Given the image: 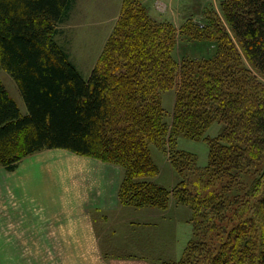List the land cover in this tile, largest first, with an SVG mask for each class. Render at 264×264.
Here are the masks:
<instances>
[{
	"label": "trees",
	"instance_id": "trees-1",
	"mask_svg": "<svg viewBox=\"0 0 264 264\" xmlns=\"http://www.w3.org/2000/svg\"><path fill=\"white\" fill-rule=\"evenodd\" d=\"M75 1L0 0V69L12 75L28 107L23 114L0 78L1 165L12 171L31 154L67 149L122 167L123 204L167 209L173 198L195 213L203 207L222 220L232 204L226 200L232 183L239 209L259 185L260 206L256 201L253 216L237 226L224 223L220 237L196 230L183 257L165 264H264L257 224L256 236L239 242L251 220L264 217V85L244 66L220 17L206 16L220 36L200 32L186 42L214 40L210 53L179 56L174 24L157 22L135 0L132 8L133 0H124V13L86 79L56 39ZM221 6L246 57L264 74V0H223ZM194 25L199 30L206 23ZM169 89L176 93L170 122L162 102V92ZM215 121L223 123L221 133L205 136ZM179 136L209 142L205 169L219 177L222 192L201 195L185 179L172 189L148 179L159 171L152 142L168 150L173 166L183 172L193 154L177 148ZM241 175L252 177L255 187L240 184Z\"/></svg>",
	"mask_w": 264,
	"mask_h": 264
},
{
	"label": "crops",
	"instance_id": "crops-1",
	"mask_svg": "<svg viewBox=\"0 0 264 264\" xmlns=\"http://www.w3.org/2000/svg\"><path fill=\"white\" fill-rule=\"evenodd\" d=\"M79 1L56 36L78 69L74 60L83 54L81 41L75 43L80 50L75 58L57 37L67 24L82 30L88 15L75 14ZM90 1L92 12H115L108 2ZM173 2L156 0L149 12L158 22L169 21L177 29L183 8ZM119 12L111 19H117ZM122 175L119 165L62 148L31 154L12 171L0 164V264H158L142 255L116 253L143 250L149 225L175 202L170 201L167 209L123 204Z\"/></svg>",
	"mask_w": 264,
	"mask_h": 264
},
{
	"label": "rangeland",
	"instance_id": "rangeland-1",
	"mask_svg": "<svg viewBox=\"0 0 264 264\" xmlns=\"http://www.w3.org/2000/svg\"><path fill=\"white\" fill-rule=\"evenodd\" d=\"M222 1L223 0H176L175 3L173 2V5L176 6L182 4V27L180 25L179 26L183 28L186 23L188 25L184 28V33L181 32V34L179 33L180 27L177 28V35L180 36L179 41H177L176 55L180 56L186 51L189 53L197 54L196 56L200 55L202 51L207 52V54L210 53V48L213 49L216 44L214 40H204L206 42L202 43H200V41L188 43L186 42L190 38L189 36H198L200 32L203 33L207 31H213V33H211V36L213 38L220 36V32L218 31V29L215 30L216 27L213 26V24L209 25L208 21L206 20V16H209L211 20L215 19L218 16L222 21L221 24L224 26V30H226L232 36L231 38L234 40V44H236L238 51L241 52L243 60H246L244 62V66L252 71L256 75L258 81L262 85H264V74L258 73L255 70L254 66L246 57L239 41H237L229 24L227 23L221 6ZM80 2H82V4L80 5V8L78 7L79 5H77L78 10L75 12V14L87 13L86 15H88L85 22L82 23V30L80 31V29H78L74 23L67 24L62 29L63 32L61 36L58 35L57 38H59L61 42L65 44V46L70 50L75 58L79 57L80 55V50H78L75 43L78 44L81 41L84 50L83 54L74 61L79 66L81 73H83L82 75L86 79H88L92 72L91 68L93 63L97 64L100 56L103 54L108 40L112 36L116 26L121 19L122 14L124 13V0H93L94 4L100 5H102L103 2H108V6L115 11L112 14L108 15H106L107 13L100 9L97 12H92V3L90 0H80L79 4ZM135 4L140 5L143 9L145 8L146 12L150 14V5L154 6V4H156V0H135ZM135 4L133 0L131 1V7L130 5L128 7L132 8L136 6ZM95 7L97 6L95 5ZM117 10L120 11V14L117 19L112 20L111 17L118 12ZM151 17L153 20L158 22V19L154 18L153 16ZM97 18L99 19L98 22ZM103 19H105V21H103ZM167 22L171 23L169 21ZM198 22H200V24L202 22L206 23V26L204 28H199V30L194 28V24H198ZM199 37L201 38L204 36H202L201 34V36ZM74 38L77 39V42H72ZM71 46L75 50H72ZM0 78L9 90L11 96L15 100L20 102L22 113L27 114L28 107L24 99L21 97L19 88L12 75L6 69L1 68ZM175 98L176 93L174 89H169L162 92V102L166 111L165 119L169 122L172 120ZM222 127L223 123L215 121L206 131L205 136L215 137L219 135L221 133ZM149 146L152 158L159 168L158 173L155 176L149 177V180L172 189L181 180L185 179L189 182V187L193 189V191H196L197 194L204 195L206 193L222 192L219 177L211 176L210 173L205 169L206 165H208L209 163L210 149L209 142L206 139H193L185 136L178 137L177 148L193 154V156H191V160L184 164L183 172L178 171L173 166L169 158L168 150L160 148L153 142L150 143ZM123 172L124 169L122 168V173ZM239 179L241 180L240 184H250L252 189L253 187H255L253 184L254 179H252V177L249 179L247 176L241 175ZM262 179L264 181V177ZM205 189L208 190L206 191ZM236 192V185L232 183L230 192L226 195V200H228L232 204L228 208V211L226 210V216L223 220L221 218L214 219L212 215L213 213L210 210L206 211V209L203 207L195 213L192 210L191 206L187 204H177L172 198L171 201H174L175 205L178 207H175V205H173L166 211L162 210V216L158 217L155 220V223L149 225V229H147L146 231L145 238L146 247L144 246L145 248L143 250L134 249L133 252H118L116 253V255H126L125 253H130V255H142L150 259L152 262L158 264L179 261L184 255V250L188 242L197 238L196 230L200 232V235L202 234V231H204L208 236L211 235L214 237H220L222 234L221 226L224 223H236L237 226L240 219L244 218L245 216L254 215V207L256 201L257 208L260 206V202L259 200H257L261 194L259 185L257 189L251 191V193L245 197V200L242 202L240 209L237 207L238 205L236 203L239 201V199L236 197ZM157 209L159 208L157 207ZM200 211L204 213H200ZM193 217L196 220L195 223ZM218 217L222 216L219 215ZM256 224L258 226L260 237L263 238L262 241L264 240V217H261L256 222L251 220V223L249 224L250 228L247 233L248 235L245 233H241V236L244 239L239 242L243 244L247 240V236H249V234H252V236H256ZM233 236L234 232L230 236L231 243H233ZM226 237H228V235H226ZM252 241L254 242V239H252ZM202 244H204V242H202ZM3 250L4 248L2 249V253L4 254L5 252H3ZM1 255L2 254L0 253V256Z\"/></svg>",
	"mask_w": 264,
	"mask_h": 264
},
{
	"label": "bare ground",
	"instance_id": "bare-ground-1",
	"mask_svg": "<svg viewBox=\"0 0 264 264\" xmlns=\"http://www.w3.org/2000/svg\"><path fill=\"white\" fill-rule=\"evenodd\" d=\"M40 250V249H39Z\"/></svg>",
	"mask_w": 264,
	"mask_h": 264
}]
</instances>
